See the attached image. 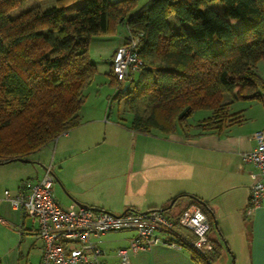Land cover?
Instances as JSON below:
<instances>
[{
    "label": "trees",
    "instance_id": "trees-1",
    "mask_svg": "<svg viewBox=\"0 0 264 264\" xmlns=\"http://www.w3.org/2000/svg\"><path fill=\"white\" fill-rule=\"evenodd\" d=\"M21 1L0 0V164L31 160L79 125L84 91L96 72L90 42L116 26L126 29L124 43L138 38L144 63L125 88L111 67L115 93L108 101L124 96L132 130L169 132L197 110H211L203 123L217 130L229 118V102L256 86L264 0H55L9 14ZM197 200L192 203L206 213L211 231L213 212ZM208 236L206 255L184 246L193 264L221 263L223 245Z\"/></svg>",
    "mask_w": 264,
    "mask_h": 264
},
{
    "label": "crops",
    "instance_id": "crops-1",
    "mask_svg": "<svg viewBox=\"0 0 264 264\" xmlns=\"http://www.w3.org/2000/svg\"><path fill=\"white\" fill-rule=\"evenodd\" d=\"M101 35L105 34L95 37ZM126 35L127 32L119 37L114 51L126 41ZM103 105L101 102L100 106L96 107V117L89 115L90 110L85 111L86 122L92 120L94 125H86V122L82 121L81 107L79 125L57 138V149L60 144L57 151L63 156L78 145L81 148L94 146L100 139L99 126H112V138H122L127 134L130 146L132 145V149L126 154V170H96L92 165L93 159L84 158L82 163L85 167L78 173L75 183L71 186L63 185L65 202L61 200L55 188L56 195L63 205L81 203L97 210L121 213L128 208L138 211L161 210L167 207L173 198H178L172 207L167 209L171 215H176L192 203L190 196H195L206 202L215 220L220 217L226 227L244 237L239 242V251H235L233 255L232 264L237 263L238 256L241 257V264H264V203L251 215H246L250 174L254 168L242 160V153L254 148L253 133L264 128V119L251 127L242 126L236 119H227L217 130H206L203 122L211 116L212 111L197 110L192 113L198 115L194 121L177 123L169 132L153 128L145 133L132 130L129 124H108L105 121L107 119L102 117ZM259 111L264 115V109L261 110L258 106ZM114 128H117L118 132L115 133ZM15 162L21 161L10 163ZM21 163L26 165L24 167L32 165V162ZM35 174L33 179L39 178L42 171L40 174L36 171ZM17 187L18 184L10 190L0 186V264H32L31 258L35 259V264H40L41 241L37 236V220L24 215L20 208L13 207L4 198V190L14 196ZM180 200L185 203L179 204ZM177 205L179 206L175 208ZM221 229V224L214 226L213 223L211 237L223 245L220 260L222 263L226 261L227 251ZM127 233L130 235L122 247H127L131 238L132 234ZM102 237L98 239L103 251L101 259L107 264H122L116 254V250L121 247L106 248ZM225 243L230 249L226 240ZM128 259L127 264H193L187 248H175L160 243L149 249L129 251Z\"/></svg>",
    "mask_w": 264,
    "mask_h": 264
},
{
    "label": "built area",
    "instance_id": "built-area-1",
    "mask_svg": "<svg viewBox=\"0 0 264 264\" xmlns=\"http://www.w3.org/2000/svg\"><path fill=\"white\" fill-rule=\"evenodd\" d=\"M138 38L116 48L112 56V73L124 82L136 75L144 63L137 52ZM255 146L242 153V160L253 166L249 186L247 216L264 203V128L253 133ZM52 162L43 167L39 178L20 181L14 196L4 190V198L24 215L37 220L41 241L40 264H107L98 239L111 232H130L127 247L116 250L122 264L129 262L128 252L149 249L155 244L175 248L190 246L202 255L212 250L208 236L211 222L201 207L190 203L176 215L159 209L121 213L63 205L55 193Z\"/></svg>",
    "mask_w": 264,
    "mask_h": 264
},
{
    "label": "rangeland",
    "instance_id": "rangeland-1",
    "mask_svg": "<svg viewBox=\"0 0 264 264\" xmlns=\"http://www.w3.org/2000/svg\"><path fill=\"white\" fill-rule=\"evenodd\" d=\"M142 2L143 1H139V3ZM54 3L55 0H22L18 6L9 11V14L17 15L33 6H41L45 8L53 5ZM174 19L175 16L173 14L169 16L170 21H173ZM125 33L126 29L124 26H116L114 32L95 37L90 42L88 55L90 60L96 66V72L84 91L85 100L82 104L83 122H86L87 119V114L85 111L90 110L89 115L92 118L96 117L98 115L96 112V107L100 106L101 102H103L104 112L102 117L103 119H107L105 121L108 122V124L113 123L119 126H124V124L128 126V124H131L133 114L128 109L124 96L116 95L110 103L108 101V99L113 97L115 93V85L111 82L110 77L114 47L117 44L119 37ZM255 72L257 76V82L253 91L249 93H243L241 97L232 99L227 107V115L229 117L228 119H236L239 124L244 127H251L257 122H260L261 119H264V115L260 114V111L258 112V106L261 110L264 109V107H262L264 106V100L261 101L256 99L257 97L255 98L256 94H261L264 96V59L258 60L255 65ZM122 86L123 88L127 86L125 81L123 82ZM227 100L228 99H226V101ZM197 116H195L194 113L190 119L188 117L187 123L194 121ZM87 124L94 125V121H88L86 122V125ZM99 130L101 134L100 139L95 142L97 144H94V146L92 145L81 148L78 147L80 146L78 145L74 150L61 156L60 151H57L60 149V144L58 145L59 149L56 148V139V141L53 143L46 145L31 155L30 159L32 160V165L30 167H24L26 165L21 162L0 165L1 188H8L10 190L13 189L16 184L20 183L21 180L28 177H35L36 171L38 174H40L41 171L43 172V167L52 162V165L54 166L53 173L57 178L54 183V188H56L57 194L61 196V200H63V196L65 194L63 185L66 184L71 186L72 183H75V180L79 175L78 173L82 171V167H85V164H83L84 158H92V165L93 168H96V170L117 172L125 171L127 165L126 154L128 150L132 149V145L130 146V141L128 140L127 134H125L122 138H112V126H104L102 124L99 126ZM113 131L116 133L118 132V129L114 128ZM16 166H19L20 168ZM183 203H185V201L180 200L179 204ZM65 205L67 204L65 203ZM178 206L179 205H177L175 208ZM216 222L221 224V231L224 235V239L229 243L230 247V249L226 247L224 240L223 244L227 251L225 259L226 261L220 264H232L233 255L235 251L236 253L239 251V242L244 237L240 236L241 233L236 234L231 228L226 227L224 221L220 217H218ZM215 233H217L216 229ZM215 233L212 232L214 235ZM129 235L130 234L127 232L107 233L102 237L103 241L105 242L103 245L106 248L112 249L122 247V245L127 242L126 238ZM240 260L241 257L238 256V261L236 264H241ZM30 261L32 264H35L34 258H31Z\"/></svg>",
    "mask_w": 264,
    "mask_h": 264
},
{
    "label": "water",
    "instance_id": "water-1",
    "mask_svg": "<svg viewBox=\"0 0 264 264\" xmlns=\"http://www.w3.org/2000/svg\"><path fill=\"white\" fill-rule=\"evenodd\" d=\"M19 161H21V162H31V160H29V159H20ZM190 198L193 199V200L198 201V200H197V197H195V196H190ZM175 201H176V198H173V199L170 201V203L168 204V206L165 207V208H163V209H161V210L163 211V210H167V209L171 208ZM78 206H80V207H88V206H86L85 204H81V203H78ZM212 217H213V223H214V226H216V225H217V222H216V220L214 219V215H213V214H212Z\"/></svg>",
    "mask_w": 264,
    "mask_h": 264
}]
</instances>
